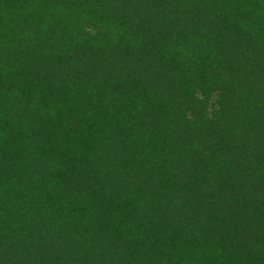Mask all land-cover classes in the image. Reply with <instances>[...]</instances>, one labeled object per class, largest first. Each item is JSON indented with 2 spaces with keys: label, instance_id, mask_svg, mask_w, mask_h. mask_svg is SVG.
<instances>
[{
  "label": "trees",
  "instance_id": "16d2710c",
  "mask_svg": "<svg viewBox=\"0 0 264 264\" xmlns=\"http://www.w3.org/2000/svg\"><path fill=\"white\" fill-rule=\"evenodd\" d=\"M246 2L264 3L0 0V264H264V11ZM187 130L211 170L196 190L102 180Z\"/></svg>",
  "mask_w": 264,
  "mask_h": 264
},
{
  "label": "rangeland",
  "instance_id": "374dc122",
  "mask_svg": "<svg viewBox=\"0 0 264 264\" xmlns=\"http://www.w3.org/2000/svg\"><path fill=\"white\" fill-rule=\"evenodd\" d=\"M260 3L262 4V0ZM240 10L245 15L255 17L257 12L264 11V3L256 4L254 7L253 4L246 2L241 5ZM252 20L257 21L255 18ZM259 23L262 24V22ZM219 99L220 93L211 94L209 92L204 106L205 116L209 119L217 112ZM175 128L177 132L181 127L177 125ZM187 132L190 133L191 130L184 131L179 136L176 134L171 136L170 140L173 145H169V152L163 162L145 145L137 144L130 158L131 173L119 168L114 160H104L101 166L102 180L107 186L118 188L123 186L126 174H131L130 182H133L135 187L133 185L130 187L133 186L136 192L146 194V196L161 194L165 187L170 191H176V187H179L180 192L186 189L196 190L204 174H209L211 170L205 169L199 150V147L204 144V136L189 134L186 137Z\"/></svg>",
  "mask_w": 264,
  "mask_h": 264
}]
</instances>
